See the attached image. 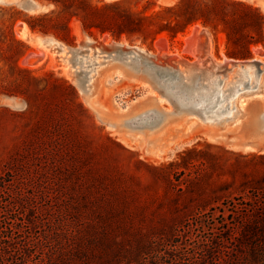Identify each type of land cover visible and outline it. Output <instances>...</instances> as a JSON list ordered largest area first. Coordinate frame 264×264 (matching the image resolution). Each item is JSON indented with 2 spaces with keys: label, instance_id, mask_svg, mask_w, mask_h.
Listing matches in <instances>:
<instances>
[{
  "label": "rangeland",
  "instance_id": "rangeland-1",
  "mask_svg": "<svg viewBox=\"0 0 264 264\" xmlns=\"http://www.w3.org/2000/svg\"><path fill=\"white\" fill-rule=\"evenodd\" d=\"M35 1L50 7L33 13L17 0H0V236H12L0 240V264H112L124 250L135 254L132 264H193L214 242L219 243V253L213 263L231 256L240 218L264 206L262 198L251 200L264 187V150L243 151L229 139L244 127L248 133H261L264 140V126L243 124L249 114L235 107L258 103L251 115L259 114L257 127L264 125V43L251 44L249 57H233L220 28L211 31L196 22L191 26L209 31L212 52L200 48L187 53L182 50L183 37L191 26L175 37L162 31L150 41L137 35L114 38L95 29L88 33L76 16H70L74 40L47 33L64 46L49 45L41 54L40 46L16 32L25 18L53 8L46 0ZM176 1L123 4L150 13ZM56 18L53 14V21ZM11 22L14 37L26 46L20 57L8 33ZM84 34L94 41L106 35L104 45L120 41L139 46L157 63L166 57L181 60L173 66L187 71L189 86L197 81L193 92L219 75L215 90L228 95L218 105L227 104L232 115L226 109L215 113L218 105L205 113L181 109L157 77L143 72L145 67L130 59L122 60L143 71L109 61L113 53H101L95 42L84 44ZM77 47L78 51L70 50ZM28 52L31 59H41L23 64ZM85 53L77 63V54ZM223 61L243 62L245 71H228L230 64L217 70L216 63ZM73 71L83 77L85 89L88 84L86 95ZM247 79L233 95V86ZM66 85L74 88L75 96ZM93 107L122 114L126 125L120 131L107 127ZM151 109H171L175 120L161 123L162 112H147L146 117L144 112ZM140 113L144 119L136 117ZM173 254L180 261H174ZM237 254L243 264L241 252Z\"/></svg>",
  "mask_w": 264,
  "mask_h": 264
},
{
  "label": "trees",
  "instance_id": "trees-1",
  "mask_svg": "<svg viewBox=\"0 0 264 264\" xmlns=\"http://www.w3.org/2000/svg\"><path fill=\"white\" fill-rule=\"evenodd\" d=\"M53 8L38 16H30L24 21L29 29L42 33H52L59 39L72 42L74 36L70 33L68 20L70 16H76L83 28L88 33L95 29L98 33H109L114 38L121 35L130 37L137 35L142 40L150 41L155 36L165 31L171 37L183 33L189 26L200 22L211 31L220 28L226 35L231 45L229 54L233 57H249V46L256 43H264V13L258 6L244 0H177L175 3L160 6L156 10L133 11L126 8L123 0H113L100 4L89 0H46ZM56 14L53 21L52 15ZM12 24L9 26V36L15 44L14 54L17 57L23 55L26 46L13 35ZM27 71V69L19 68ZM70 93L75 96V90L71 85H66ZM262 198L264 200V187L251 197L255 203ZM12 226V225H11ZM8 228V227H6ZM12 236H0L4 242ZM235 251L227 259L214 262L215 253H219L218 242L212 247H206L205 253L193 264H240L237 252H241L243 264H264V206L251 215L244 214L238 222V231L234 237ZM4 249V246H2ZM242 248L246 251L242 252ZM148 254V253H146ZM128 252L119 251L116 260L112 264H129L136 262ZM124 258V260H123ZM174 261H180L179 255L173 254ZM154 264V263H153ZM170 264H175L174 262Z\"/></svg>",
  "mask_w": 264,
  "mask_h": 264
},
{
  "label": "bare ground",
  "instance_id": "bare-ground-1",
  "mask_svg": "<svg viewBox=\"0 0 264 264\" xmlns=\"http://www.w3.org/2000/svg\"><path fill=\"white\" fill-rule=\"evenodd\" d=\"M106 1H111V0H106ZM158 2H160V3H165V4H169V3H171L173 0H169V1H161V0H157ZM251 4H255V3H251ZM255 5H257V4H255ZM258 6V5H257ZM261 8H263V7H261ZM21 24V23H20ZM20 24H18V25H20ZM17 25V26H18ZM25 26H26V24L24 23V25H23V30L21 31V32H18L17 31V27H16V32L19 34V35H23L24 37H25V40H26V36L27 35H29V30H28V32L25 30ZM199 26H197V25H194V26H191V27H189V29L187 30V32H186V36H184L183 37V40H184V42H185V44H184V48L182 49V50H185V51H187V53L189 52V53H191V52H194L195 50H197V52H198V50L201 48V43H202V37L199 35V33H198V30H199ZM32 35V34H31ZM33 36L34 37H37V36H39V34H33ZM21 38H23V37H21ZM209 38V37H208ZM26 41H28V40H26ZM101 41L102 42H105L106 43V41H107V37H106V35H103L102 36V38H101ZM28 42H32V41H28ZM47 42H49L50 43V46L52 45V44H55V45H60L61 47H62V49H63V44H61L58 40H56V39H50L49 41H47ZM34 43V42H33ZM38 46H40V48L42 49V52H41V54H44L45 52H46V49H49L48 48V46H49V44L48 45H46V46H43V44H41V42L40 43H38L37 44ZM156 45V44H155ZM165 45V44H164ZM157 46V45H156ZM159 46V45H158ZM160 46H161V44H160ZM158 48H160V47H158ZM164 48V47H163ZM202 49V48H201ZM139 52H142V53H144V50L143 49H137ZM51 51V50H50ZM203 51V50H202ZM206 51H207V53H209L210 54V52H212L211 51V46H210V43L208 44V42H207V49H206ZM163 52V51H162ZM89 53V52H88ZM88 53H85V54H83L82 56L80 55V54H77V56L75 57V60H76V62L77 63H82V59H83V57H85V56H87V54ZM194 53H196V51L194 52ZM205 53V52H204ZM93 54H95V53H93ZM160 55H161V53H159ZM32 55V53L31 52H28V54H26V56H24L22 59H21V62L23 63V64H27V63H30V60L28 59V57L29 56H31ZM80 55V56H79ZM198 55H199V53H198ZM201 56H202V54H201ZM200 56V57H201ZM203 56H204V54H203ZM127 59H130V58H127ZM62 60L64 61V58L62 57ZM112 60H116V61H120V62H122L123 64H125L126 66H129V67H132L134 70H136V71H143V70H140V68L139 67H135V66H132V65H130V64H128V62H125V61H123L122 59H120V58H111L109 61H112ZM68 64H69V60H68V62H67ZM257 63H259V62H257ZM66 64V63H65ZM217 64V70H220V68H221V66H222V64L223 65H229V67H227L229 70L228 71H237V72H244L245 71V69H244V65H245V63H243V62H239V61H223V63H221V64H219L218 62L216 63ZM71 67H73V66H69V68H71ZM193 66H191L190 64H189V68H192ZM194 68V67H193ZM227 68H224L223 70H225V71H227L226 69ZM118 69H120V68H118ZM204 69H201V71H203ZM120 71V70H119ZM147 71V72H146ZM146 71H143L145 74L146 73H148L149 72V70L148 69H146ZM74 72V71H73ZM186 72L187 71H183V69L182 68H177V75L175 76V77H172V78H168V77H163V78H161L160 79V81H159V86L160 87H162V89H164L165 90V92H167V94H169V96H170V98H171V96L177 101V103H178V105H179V107L181 108V109H190V110H192V109H198V110H200V111H203L204 113L205 112H210V111H212L217 105H218V103L219 102H221V101H223V99L225 98V97H227L226 95H228V94H223V93H221L220 92V90L219 89H217V90H215L216 89V86H215V84H214V82L216 83L217 81H216V78H218V76L219 75H216V77H215V79H209L208 80V82L206 83V84H203L202 86H205V85H209V86H211V88L210 89H202V86L200 87V88H198V89H196V90H194V92L192 91V89H194V87H196V83H197V81H194L192 84V86H189V82L187 83V82H185V74H186ZM253 72V77H255L256 75H257V72H258V69H257V67L252 71ZM210 73L211 74H213V72H211L210 71ZM240 73V74H241ZM147 75V74H146ZM242 77H244V76H242ZM249 79H247V80H245V81H242V83H238V84H235L234 86H233V89H232V93H234L233 95H235V93L238 91V89L240 88V86H246L247 85V81H248ZM87 85L88 84H86V90H85V95H86V93L88 92L87 91ZM177 90H180L178 93H176V91ZM91 92H89V93H93V89L91 88V90H90ZM90 94V95H91ZM152 94H153V92H152ZM230 94V93H229ZM95 96V95H94ZM93 96V97H94ZM231 98V97H230ZM94 99V98H93ZM156 102V104H158V99L155 101ZM227 105V104H226ZM226 105L224 104V105H222V104H219L218 106H217V108L214 110V112L216 113V112H218V113H222L225 109L227 110V108H226ZM235 105V104H234ZM233 105V106H234ZM257 105H258V103H251L249 106H247V107H245V109H240V108H244V104L240 107L239 106V108H238V106H236L235 105V107H237V111L239 112V113H242V110H244V112L242 113V115H244V114H246V113H248L249 114V116L245 119V121L243 122V124H246L247 125V123H251V124H253L254 125V127L256 128V129H262L263 128V123L261 124V123H257L258 125H260V127H257L256 125H255V121H257V119H258V117H259V114H252L251 115V113H253L254 111H255V108L257 107ZM228 106V105H227ZM151 108H155V107H151ZM156 109H158V108H156ZM156 109H151V110H148V111H146V112H144V114H145V116L146 117H148L147 115V112H152V111H158V110H156ZM229 109V108H228ZM93 110L94 111H99V112H103L104 113V115H105V117L106 118H108V120H109V122L112 124V127H110V128H112V129H114V130H116V131H120L121 129H122V127H123V125H124V120L125 119H127L126 117H123V115L122 114H118V113H112V112H110L109 110H107V109H102V108H97V107H93ZM258 110V109H257ZM228 111V115L230 116V115H232L231 114V110H227ZM160 112H162V113H164V118L162 117V121H161V123H164V122H166V121H168V120H175V116L173 115V113H172V110L170 109H168L167 111L165 110V111H161L160 110ZM201 113V112H200ZM203 114V113H202ZM223 114H224V112H223ZM225 114H226V112H225ZM204 115V114H203ZM213 115H215V114H213ZM251 115V116H250ZM178 116V115H177ZM216 116L218 117V118H220V116H222V115H218V114H216ZM215 116V117H216ZM136 117H139V118H142V119H144L143 118V116H142V114L140 113L138 116H136ZM250 117V118H249ZM223 119V118H222ZM163 124H161V126H162ZM160 126V127H161ZM155 129V128H154Z\"/></svg>",
  "mask_w": 264,
  "mask_h": 264
},
{
  "label": "water",
  "instance_id": "water-1",
  "mask_svg": "<svg viewBox=\"0 0 264 264\" xmlns=\"http://www.w3.org/2000/svg\"><path fill=\"white\" fill-rule=\"evenodd\" d=\"M161 1H169V0H161ZM249 3H255L259 7L264 8V0H245ZM17 4L24 9H26L29 12H43L49 9L50 5L49 4H44L37 2L35 0H17ZM25 22H22L20 25L17 26V31L21 32L23 30V25ZM199 35L202 37V43H201V48L203 49V52H206V46L208 42V37H209V31L205 28H199L198 30ZM39 34V33H38ZM85 40L84 44H89L91 42L97 43L98 49L101 53L108 52L107 56H110V53H113L111 55L112 58H120V59H127L130 58V62H133L135 65L140 66L142 65L145 67V69L149 70V73L155 77L158 78L160 81L161 78L163 77H168L172 78L177 75V67H174L176 61H181V60H176L175 58H164L162 63H157L155 61V56L151 55L149 52L144 50V53L139 52L137 49H140L139 46H129V45H124L120 41H112L110 43H107V45H104L105 42H102L101 39L94 41L92 38L89 36L85 35ZM55 39L51 34L47 33H41L39 36L34 37L29 33V35L26 36V40L32 41L35 44L38 43H46L50 39ZM57 40V39H56ZM59 41V40H58ZM61 44H63L61 41H59ZM50 45V43H49ZM55 44H52L51 46H54ZM57 48L61 47L60 45H56ZM79 46H82V43L79 44ZM142 49V48H141ZM73 52L78 51L77 48L70 49ZM153 56V58H151ZM30 60V63H36L38 62L41 57H37L35 59H31V57H28ZM185 62V61H183ZM75 77L77 79V83L79 87H81L83 93H85V86L83 85V77L78 76V71H74ZM192 111H198V109H192ZM97 117L103 121L107 127H112V124L109 122L108 118L105 117L103 112L95 111ZM151 114H154L155 116H159L162 113L160 111H152ZM150 115V114H149ZM127 119L124 120V125H126ZM261 133H248L247 130L244 127H241L238 133L229 136L230 143L233 147L246 151L250 149H255V150H264V140L261 137Z\"/></svg>",
  "mask_w": 264,
  "mask_h": 264
},
{
  "label": "crops",
  "instance_id": "crops-1",
  "mask_svg": "<svg viewBox=\"0 0 264 264\" xmlns=\"http://www.w3.org/2000/svg\"><path fill=\"white\" fill-rule=\"evenodd\" d=\"M28 30H30V29H28ZM31 31V30H30ZM31 33V32H30Z\"/></svg>",
  "mask_w": 264,
  "mask_h": 264
}]
</instances>
